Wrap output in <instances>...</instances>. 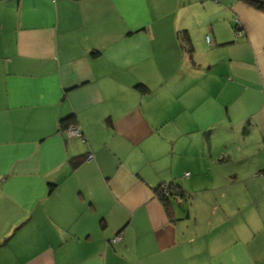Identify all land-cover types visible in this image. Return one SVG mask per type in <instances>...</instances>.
Returning <instances> with one entry per match:
<instances>
[{"label": "crops", "instance_id": "0c3cea01", "mask_svg": "<svg viewBox=\"0 0 264 264\" xmlns=\"http://www.w3.org/2000/svg\"><path fill=\"white\" fill-rule=\"evenodd\" d=\"M263 169L264 12L0 0V264H264Z\"/></svg>", "mask_w": 264, "mask_h": 264}, {"label": "trees", "instance_id": "16d2710c", "mask_svg": "<svg viewBox=\"0 0 264 264\" xmlns=\"http://www.w3.org/2000/svg\"><path fill=\"white\" fill-rule=\"evenodd\" d=\"M243 2L247 3L248 5L254 7L256 10L264 12V0H242ZM182 40L185 44V48L187 49L188 53H192V46L190 43V39L188 37V34L186 31L182 32ZM138 89L141 93H147L149 90L146 87L138 86ZM75 123V117L69 116L66 119H63L61 121V128L66 131L72 127ZM85 161L84 156H77L69 160V165L72 169H77L83 162ZM264 170V169H263ZM263 178V177H261ZM162 186L159 187V189L156 191L158 197L161 199V201L164 203L165 207H168V202L171 196H175L180 199H185V195L181 191L180 187L177 185H168L169 188V196H165L163 191L161 190Z\"/></svg>", "mask_w": 264, "mask_h": 264}, {"label": "built area", "instance_id": "2783aa9c", "mask_svg": "<svg viewBox=\"0 0 264 264\" xmlns=\"http://www.w3.org/2000/svg\"><path fill=\"white\" fill-rule=\"evenodd\" d=\"M208 42H210V40L208 39ZM66 133L69 137H80L81 136V132L78 128L76 127H71L70 129L66 130ZM186 176H188V174H186ZM257 176L259 177H263L264 178V170L260 171L259 173H257ZM161 190L163 191V193L165 194V196H169V188L168 185H163ZM122 234H117L116 236H114V238L111 240L112 244H118L119 242L122 241Z\"/></svg>", "mask_w": 264, "mask_h": 264}, {"label": "rangeland", "instance_id": "374dc122", "mask_svg": "<svg viewBox=\"0 0 264 264\" xmlns=\"http://www.w3.org/2000/svg\"><path fill=\"white\" fill-rule=\"evenodd\" d=\"M204 199H205V195H204V196L201 195V196H200V200H201V202H203ZM189 200H190V198L186 195L184 200H183V198H182V201H183L182 203L187 204Z\"/></svg>", "mask_w": 264, "mask_h": 264}]
</instances>
